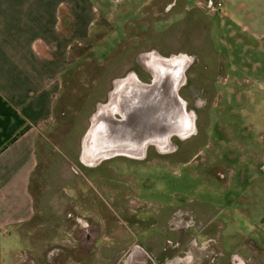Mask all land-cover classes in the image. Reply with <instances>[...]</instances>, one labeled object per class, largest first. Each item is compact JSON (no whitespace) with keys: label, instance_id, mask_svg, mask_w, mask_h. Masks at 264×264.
Here are the masks:
<instances>
[{"label":"rangeland","instance_id":"1","mask_svg":"<svg viewBox=\"0 0 264 264\" xmlns=\"http://www.w3.org/2000/svg\"><path fill=\"white\" fill-rule=\"evenodd\" d=\"M141 3L138 0V6ZM189 3L195 17L174 12L175 21H166L162 33L152 29L123 40L124 32L117 31L104 39L112 29L106 25L92 41L98 45V60L86 57L85 86L77 95L68 92L71 101L65 111L70 118L60 116L52 132L57 145L52 155L69 167L56 168L55 183L49 185V220L54 222L50 243L44 247L41 238L40 248L23 264H52V248L63 264H128L127 253L144 252L138 245L161 258L166 243L176 264H264V19L253 22L246 14H224V7L213 12L204 0L200 7L196 0ZM142 12L133 18L140 19ZM155 19L151 15L143 21ZM134 45L139 47L127 50ZM154 47L198 51L199 61L187 73L193 93L183 89L191 102L201 104L195 135L174 153L153 147L144 160L116 157L97 167L86 165L75 133L79 116L93 109L101 91L96 82L143 68V51ZM68 140L71 146L65 145ZM63 173L69 176L61 178ZM46 187L40 184L41 190ZM104 198L114 211L102 210ZM178 209L193 211L201 229L182 231L193 221H185ZM79 217L87 219L93 234V225L100 226L91 247H80Z\"/></svg>","mask_w":264,"mask_h":264},{"label":"crops","instance_id":"2","mask_svg":"<svg viewBox=\"0 0 264 264\" xmlns=\"http://www.w3.org/2000/svg\"><path fill=\"white\" fill-rule=\"evenodd\" d=\"M189 2L142 0L138 6V0H0V264H23L40 246L41 238L44 247L50 243L49 229L54 222L49 220V185L55 183L56 168L69 167L66 160L57 162L52 155V148L57 146L52 132L61 123L60 116L70 118L65 111L71 101L68 92L77 95L85 86L86 57L98 60V45L92 41L106 31V25L112 29L104 39L117 31L124 32L123 40L152 29L162 33L166 21H175L173 15L184 17L185 9L193 8ZM196 2L200 7L203 0ZM204 2L213 12L224 7V14H246L253 22L264 19L259 16V12L264 14V0ZM140 11L142 17L135 20L133 14ZM151 15L157 19L143 21ZM148 53L149 49L143 51V56ZM104 81L96 82L101 91L93 109H85L83 118L82 114L78 118L75 135L80 137V148L92 116L101 109L106 113L115 79ZM102 130L99 140L105 141L108 131ZM110 136L105 144L111 151L142 150L130 132L119 129ZM71 144L69 140L65 143ZM66 176L69 173L61 178ZM40 184L47 187L41 190Z\"/></svg>","mask_w":264,"mask_h":264},{"label":"water","instance_id":"3","mask_svg":"<svg viewBox=\"0 0 264 264\" xmlns=\"http://www.w3.org/2000/svg\"><path fill=\"white\" fill-rule=\"evenodd\" d=\"M146 56L141 60L148 69H152V81H143L134 71L115 79L106 113H101V109L99 114L92 116L82 141L81 160L86 165L96 166L116 156L144 159L150 145L160 153L172 152L173 137L187 139L196 133V115L188 110L185 99L180 95L190 58L182 53L169 57L155 55L156 58L149 62ZM103 128H107L108 137L119 129L132 133L136 146L142 150H109L105 143L112 137L99 140Z\"/></svg>","mask_w":264,"mask_h":264},{"label":"flooded vegetation","instance_id":"4","mask_svg":"<svg viewBox=\"0 0 264 264\" xmlns=\"http://www.w3.org/2000/svg\"><path fill=\"white\" fill-rule=\"evenodd\" d=\"M185 10L187 12V14L185 15L186 18H189L191 14L195 15L196 9L194 7L188 8V9L186 8ZM178 50H180V51L175 52V51H173V49L166 51V50L160 49L158 47H154V48H151L149 50V53L147 54L146 57H148L149 62L153 61L156 58L155 55H162L165 57H169V56H172L175 54L182 53V54H186L190 58V63L187 66V69L185 71L186 72L185 82L180 89V95L185 99V101L187 103L188 110L193 111L196 115L198 110L201 108V104H200L199 100L191 102V98H188L183 94V89H186V90H188V92L190 91V93H193V92H191L192 87L190 86V79L188 78L187 73H188L190 67L193 64L195 65L197 60L199 61V58L196 57L198 54V51L196 49H192V48H188V49L184 48L182 50L181 49H178ZM148 66H151V65L149 64ZM141 69H143V70H141ZM141 69L133 68L131 71H134L138 75V77L145 82L152 81V79L154 78V74L152 72V69H148L145 64H144L143 68H141ZM196 120H197V118H196ZM193 136H191V137H193ZM191 137H189V138H191ZM189 138H187V139H189ZM176 140L178 141L177 143L175 142ZM184 140H186V139H180L177 136L173 137L172 142H173V148L174 149L171 153H174L176 150H178V148H180L182 146L181 143ZM153 147L156 149V147L153 145H150L148 147L147 155H148L149 150ZM168 153H170V152H168ZM168 153H163V154H168ZM108 160H110V159H108ZM108 160H105L100 164H103V163L107 162ZM137 160H142V159H137ZM97 166H99V164L96 166H91V167H97ZM115 199H116V197L111 196L112 201H115ZM101 206H102V210L104 208H106L108 210L114 211L113 206L110 204V202L108 200L106 201L105 198L103 201H101ZM178 210H182L183 215L186 216V217H184V219L186 218L185 221H187L188 219H192V221H193L192 224L182 226V228H181L182 231L184 229H187L188 227L190 228V226L200 227L201 223L199 221H196L195 214L193 211H191L189 209H178ZM116 215H117V213H116ZM187 216H189V218H187ZM79 220L78 221L81 224H79L78 230H76V237H78V239L81 242L80 247L81 246L82 247H89V246L91 247L95 244L96 239L99 238L100 226L98 224L93 225L96 227V229L94 230V231H96V233L93 234L91 224L88 221H86L87 219H83L82 217H79ZM194 220H195V222H194ZM210 225H211V222L207 223V227H210ZM203 227L205 228L206 226L203 225ZM167 242L170 243V240H167ZM178 243H179V240H177L176 244H178ZM176 244L171 245V246L177 247ZM138 247L142 248L144 250V252L137 253V252L131 251V252L127 253L126 255H129L128 264H176V263H173L171 257L169 256V253H168L169 252L168 251L169 245L167 243L164 247H162V257L161 258L154 257L153 254L149 250L146 249V247H147L146 245H138ZM56 252H55V248L50 249V254L51 255L53 253L54 254L51 256V259L50 258H48V259L52 262V264H63V262H62L63 260L60 259V256L55 255ZM51 262H49V263H51ZM196 263H198V262H196ZM181 264H183V262H181Z\"/></svg>","mask_w":264,"mask_h":264},{"label":"trees","instance_id":"5","mask_svg":"<svg viewBox=\"0 0 264 264\" xmlns=\"http://www.w3.org/2000/svg\"><path fill=\"white\" fill-rule=\"evenodd\" d=\"M27 131V128L24 129L21 133H19L14 140H16L19 136H21L22 134H24Z\"/></svg>","mask_w":264,"mask_h":264}]
</instances>
